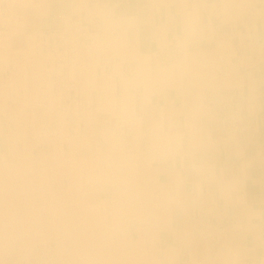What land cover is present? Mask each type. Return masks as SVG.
Listing matches in <instances>:
<instances>
[{
	"label": "crops",
	"instance_id": "obj_1",
	"mask_svg": "<svg viewBox=\"0 0 264 264\" xmlns=\"http://www.w3.org/2000/svg\"><path fill=\"white\" fill-rule=\"evenodd\" d=\"M175 43L177 62L164 64L158 51ZM47 66L45 93L65 98L51 118L70 132L39 136L40 160L8 136L3 161L55 170L58 154L96 177L86 204L103 222L144 224L125 234L146 239L144 264H264V0H0V95L25 94L5 78L44 85ZM228 89L243 107L213 114L205 94ZM135 191L143 211L118 212Z\"/></svg>",
	"mask_w": 264,
	"mask_h": 264
},
{
	"label": "bare ground",
	"instance_id": "obj_2",
	"mask_svg": "<svg viewBox=\"0 0 264 264\" xmlns=\"http://www.w3.org/2000/svg\"><path fill=\"white\" fill-rule=\"evenodd\" d=\"M17 111L20 114L21 111ZM4 160L6 161V159ZM51 162L56 167L55 170H47V168L40 171L35 170L33 159L16 161L13 164L5 162L3 167L0 166V252L15 250L18 240L38 236L37 233L24 230L23 222L25 220L21 218L23 215L20 214L17 207L28 195L31 200H34L36 182L39 181L37 196L40 197V216L44 217L41 219L57 224V228H60L64 235L74 240L70 238L74 244L71 249L72 253L79 255L77 259L75 258L77 264L81 262L83 264H144V260L140 256L148 251L144 245V243L147 244L146 239L144 243L135 244V242H130L124 233L122 244H117L114 234L105 231L104 227L107 222L101 220L100 206L92 202L86 204V184L94 183L96 177H91V175L86 177L81 170H70L71 164L66 166L69 169L66 170V161L58 154L51 157ZM2 169L5 170L4 174ZM26 170H31L32 179L26 178L28 175ZM53 174L55 180H58L57 189L48 187L49 178ZM66 180H68V184ZM140 196V192L135 191L131 197L122 201L117 200L118 212H124V209L127 208L136 213L143 211L144 205ZM123 205L125 207H122ZM76 206L80 207L78 213L74 211ZM116 215L117 213L113 216L112 228L116 231L119 229L121 232L124 223ZM72 223L80 225L81 231H74ZM140 243H143L144 246L139 247ZM134 250H138L135 255Z\"/></svg>",
	"mask_w": 264,
	"mask_h": 264
},
{
	"label": "rangeland",
	"instance_id": "obj_3",
	"mask_svg": "<svg viewBox=\"0 0 264 264\" xmlns=\"http://www.w3.org/2000/svg\"><path fill=\"white\" fill-rule=\"evenodd\" d=\"M26 17H31V16L27 15ZM48 34L49 33H46L47 35L46 41H49ZM40 40H42L41 43L43 45L45 44V46H42L40 48V53L42 55L48 57V54H52L53 52H55L54 51L55 46L53 45V43L52 45H50L49 42L46 41L45 43H43L44 40L42 36ZM61 51H63L62 47H61ZM167 64L169 65L174 63H167ZM44 75H45L43 77L44 80L43 81L40 80L41 83H43L44 85L40 84L39 80L38 82L37 80H35V83H32V80L30 79V84L26 83V85L24 86L25 82H23L22 78L16 79L17 82L15 80H8V78L2 79L3 83H6L5 87L8 89V91L13 92L15 89L16 91H20L22 93L25 92V94L12 95L9 92L11 95L10 94L3 96L0 95V104L2 102H6L7 105L5 104L3 108L9 109L4 112L0 111V119L3 120V121L1 120L2 122L0 123V146H1L0 148L2 149L1 152H5L8 142V136H9V140L12 138L18 140L17 136L21 135L26 138V141H28L29 144H32V146H27V145L26 146L29 147V150H31L30 152H32V154L34 152L33 150H35V155L37 156L35 160H40L38 155L40 154L41 146H35V144H38L36 141L38 140L39 136L49 135V134H63L66 131L68 133L70 132V128L68 127L62 129L64 131L62 132V130L59 129L58 126L54 125L55 120L53 121V118H51L54 116V104L56 103V100L58 101L61 98L63 99L65 98L64 96H56V95H50L51 96L50 98L48 93H45L48 92L49 89L52 90V88L54 87L53 86L54 80L51 78L52 76H54V74L50 73L49 66L45 68ZM15 83H17V86L14 85ZM33 84L35 85V87L33 86ZM39 85H41V87L44 88L46 91L42 90L43 92L39 93ZM19 101L20 102L27 101L28 103L26 105L27 107L25 106V112L20 110L21 111L20 114H17L15 110H12V108L16 107V106L13 107V105ZM52 106H53V111H48L50 110V107L52 108ZM9 115H11L12 118V119L9 118L10 122L7 119ZM19 119L22 120L21 123L23 126L17 125V123L20 122L18 121ZM6 120H8L9 125L7 124ZM39 122L41 125L38 124ZM23 123H25V125ZM44 123H51V125L48 124L47 126L42 125ZM79 131L81 132L80 127L76 129V133H80ZM1 152H0V156L2 154ZM62 153L66 155L68 154V152L65 150ZM5 162L9 164H13V162L15 163L16 160L8 157L6 161H3L2 158L0 159V165L3 166V163L5 164ZM26 172L28 173L26 178L28 180H30V178L32 179V176L30 175L31 170H26ZM2 173L4 174L5 170H2ZM54 177L55 175L53 174L51 178H49L50 180L48 182V187L49 188L52 187V189L54 188L57 189L58 180L57 179L55 180ZM67 181L68 180H66V183ZM38 185H40L39 181L36 182V195L34 194L33 197L35 201L31 200L28 195L27 197H25L26 201L23 199V202H20L17 207L20 214L23 215L21 218L25 220L24 221L25 223L23 222V228L25 227L24 230L25 231L28 230L27 232L37 233L38 236L33 238H26L25 240L24 239L18 240L15 245L16 248L15 250H12L10 252H0V264H75L77 257H79V255L77 256L71 251V249L74 247L73 244L74 240L71 237L64 235V233L60 230V228H57V224L55 223L53 224L51 221L45 222L41 219V218L44 219V217L40 216L39 207L41 205L39 203L40 197L37 196L39 194ZM108 193H104V194L110 197L111 195ZM58 194L60 193L58 192ZM89 194L92 195V191H90ZM108 206L110 205H106L105 208H107ZM79 208L80 207L74 208L75 213L79 212ZM71 226H73L74 231L76 232L81 231V226L78 225L77 223L75 224L72 223ZM143 227L144 224H142V222L135 223V222L127 221L124 222V227L122 226L121 233L122 235L123 233L128 234L129 238L136 237L139 234V232H137L138 229L139 228L142 229ZM104 228L106 229L105 231L114 234L113 233L114 228H112V222L110 223L107 222ZM143 230L144 228L141 230V232ZM114 237H115L114 240L117 244H122L121 243L122 238L119 235L114 234ZM142 242L144 243V240H142ZM143 243H140L138 246L143 247L145 245V243L144 245Z\"/></svg>",
	"mask_w": 264,
	"mask_h": 264
},
{
	"label": "built area",
	"instance_id": "obj_4",
	"mask_svg": "<svg viewBox=\"0 0 264 264\" xmlns=\"http://www.w3.org/2000/svg\"><path fill=\"white\" fill-rule=\"evenodd\" d=\"M179 57V46L175 43L158 51V58L164 64L175 62ZM205 102L211 112L218 116H225L240 110L244 104V96L235 89L207 92Z\"/></svg>",
	"mask_w": 264,
	"mask_h": 264
}]
</instances>
